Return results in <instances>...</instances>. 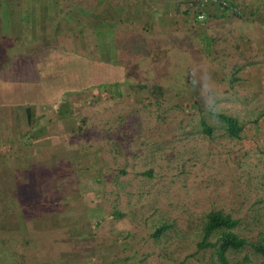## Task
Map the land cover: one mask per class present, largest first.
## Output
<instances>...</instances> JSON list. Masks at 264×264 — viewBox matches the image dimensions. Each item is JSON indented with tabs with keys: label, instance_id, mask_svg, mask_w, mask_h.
I'll use <instances>...</instances> for the list:
<instances>
[{
	"label": "rangeland",
	"instance_id": "rangeland-1",
	"mask_svg": "<svg viewBox=\"0 0 264 264\" xmlns=\"http://www.w3.org/2000/svg\"><path fill=\"white\" fill-rule=\"evenodd\" d=\"M101 29L100 36L108 37L106 26L102 25ZM212 45L210 43L206 48L212 52V58L201 48L193 49L194 55L189 58L179 56L171 49L154 51L155 56L150 58L102 56L85 58V62L80 58V62L75 59L69 67L61 66L66 79L59 80L52 74L42 78L40 84H5V97L25 101L20 106L22 109L15 111L12 124L21 131L28 130L22 111L27 106L31 108L33 118L54 106L58 110L60 105L61 114L67 117L64 122L43 118L32 120L30 124L35 127L28 133V141H34L27 145L23 156L21 184L17 188L22 199L18 211L21 233L25 232L24 226H32L34 231L30 259L26 260L25 254L18 252V264H140V260L144 264H160L154 253L156 250L147 246L151 241L147 234L152 232V224L160 219L174 221L176 232L183 237L174 239V244L169 247L174 253L173 260L199 264L189 255L195 250L191 231L198 226L203 212L222 208L235 217L251 216L258 204L256 200L264 198V190L261 191L264 180V80H260L261 84L258 80L252 81V75L245 76L242 70L247 72L254 65H264V57L242 60L237 56L234 72L228 74L218 69L217 64L222 58L214 54ZM140 49L133 48V53H139ZM156 60L163 61V66L152 65ZM86 61L91 62L89 66L93 72L87 73L82 67L87 65ZM54 68L52 64L51 70L48 69L50 74L60 71ZM68 71L78 72L80 82L74 81ZM231 79L238 85H234L235 92L230 87ZM192 87L206 101L217 99L221 109L237 113L238 108L241 110L239 101H246L258 111L256 124H246L241 137L232 144L207 141L203 147L209 159L191 168L187 179L182 181V169L173 170V164H167L170 155H181L185 150L183 142L172 144L171 151L167 147L170 155L163 157L161 167L151 165L154 177L149 180L141 175L146 168L143 160L148 157L149 150L145 145L144 151H138L141 139L135 136L144 133L134 130L132 118L127 119L128 133L124 130L115 132L122 134L121 142L124 135L131 136V142L123 144L125 156L121 152L117 154L113 144H107L100 136L97 121L102 117L114 120L119 114L126 115L125 109L132 103L131 99L135 102L156 98L176 102L187 96ZM4 107L6 111L13 105L0 103V113ZM244 114L251 118L250 114ZM239 115L240 119L245 117ZM85 117L88 118L87 126L79 133L77 122ZM47 125L62 129L54 134L50 128L43 130ZM12 138L11 144L18 145L21 150L25 147V140ZM9 139L7 134L6 145ZM187 148L183 154L188 153L192 158L193 153ZM26 198H31L32 211L23 208ZM29 211L32 215L27 218ZM136 230L142 231V238L135 241V249H131L126 237ZM245 230L247 236L253 238L264 231V227L252 224ZM24 245L21 239V249ZM133 250L137 254L132 255Z\"/></svg>",
	"mask_w": 264,
	"mask_h": 264
},
{
	"label": "crops",
	"instance_id": "crops-1",
	"mask_svg": "<svg viewBox=\"0 0 264 264\" xmlns=\"http://www.w3.org/2000/svg\"><path fill=\"white\" fill-rule=\"evenodd\" d=\"M192 1L0 0V103L13 105L11 111H5L4 107L0 113V142L3 138L0 143V264H18V252L25 254L26 260L30 259L34 230L32 226H24L22 229L25 232L21 233L18 211L22 199L17 188L21 184L23 156L27 145L34 141H28V133L35 127L30 124L32 120L43 118L50 122H64L67 118L61 114V105L58 110L54 106L34 118L31 108L27 106L22 111L28 130L21 131L12 124L16 118L15 111H20L25 101H12L5 97V84H40L42 78L52 74L59 80L62 77L66 79V72L61 71V66L69 67L75 59L80 62V58L81 62H85V58L102 56L150 58L151 55L155 56L154 51L163 49L176 50L179 56L189 58L194 55L193 49L198 48L205 50L206 55L212 58V52L206 50L210 43L214 44V54L222 58V62L217 64L218 69L228 74L234 72L237 56L242 60H247L246 57H264V0H227L241 7L239 14L232 15L211 7L203 23L195 19ZM102 25L106 26L105 34L108 37L100 36ZM242 43L244 47L240 45ZM135 47L143 50L133 53ZM90 63L86 61L87 65L82 66L87 73L94 71ZM52 64L54 69L60 71L50 74L48 69L51 70ZM163 64L159 60L152 62L154 66ZM242 72L246 73L245 76L251 74L252 81L258 80L259 84L260 80H264V65H254L247 72ZM67 74L80 82L78 72L68 71ZM223 81L227 82L226 79ZM231 81L230 84H236ZM49 113L52 114L50 118ZM50 125L43 130L50 128L55 134L62 129L56 130ZM7 134L10 137L8 145L5 144ZM12 137L20 138L18 141L25 140V147L21 150L18 145L11 144L14 142ZM24 201L23 208L28 207L32 211L31 198ZM31 211L27 218L32 215ZM21 239L25 243L22 249Z\"/></svg>",
	"mask_w": 264,
	"mask_h": 264
},
{
	"label": "trees",
	"instance_id": "trees-1",
	"mask_svg": "<svg viewBox=\"0 0 264 264\" xmlns=\"http://www.w3.org/2000/svg\"><path fill=\"white\" fill-rule=\"evenodd\" d=\"M234 85L238 87L237 84H231L232 90L235 88ZM189 89V94L179 98L180 100L176 102L165 99L157 100V98L144 100V102L142 100L135 102L131 99L132 103L125 109L127 110L126 115L119 114L114 120L108 116L98 120L96 126L102 131L98 132L107 144H113V150L117 154L121 152L125 156L123 144L131 142V136L124 135L125 138L123 137L124 140L121 142L119 137L122 134L115 132L124 130L128 133L126 131L129 122L127 119L132 118V127L136 128L134 130L144 133L141 136L133 135L141 139L137 146L138 151H144L145 145L149 150L148 157L143 160L146 168L141 174L149 180L154 177L151 165L161 167L163 157L166 154L170 155L171 152L166 151L167 147L171 151L172 144L183 142L184 151L188 147V152L193 153V157H189L188 153L183 154V151L181 155H170L171 160L167 162V164H173L175 167L171 168L173 170L182 169L180 175L183 181L191 174V168L196 167L200 161L209 159L206 158L209 155L205 153L206 149L204 150L203 147L207 141L232 144L241 137L246 124H256L255 117L258 111L246 101H239L241 110L238 108L237 113L230 109L224 110L219 107L217 99L206 101L195 87ZM251 101L252 104L254 98ZM245 112L250 114L251 118H248ZM239 113L245 117L240 119ZM87 119L85 117L77 122L79 133L87 126ZM190 162L194 163L190 164ZM261 184V191H263L264 180ZM256 203L258 204L251 211V216L245 218L235 217L222 208L203 212L204 215L198 226L191 231V236L195 241V250L189 257L195 258L199 264H264V231L259 232L258 236L253 238H249L245 233V229L252 224L264 227V221H262L264 219V198H258ZM118 215L123 217L120 213ZM190 221L188 226L191 224ZM141 233L142 231L139 233L136 230L134 233L127 234L126 241L131 249H135V241L142 238ZM180 234L175 230L174 221L160 219L152 224V232L147 234L151 241L147 243V246L156 250L154 253L160 264H184V261L173 260L174 253L169 250V247L174 244V239L183 238ZM135 254L137 252L133 250L132 255ZM139 263L144 264L145 262L140 260Z\"/></svg>",
	"mask_w": 264,
	"mask_h": 264
},
{
	"label": "built area",
	"instance_id": "built-area-1",
	"mask_svg": "<svg viewBox=\"0 0 264 264\" xmlns=\"http://www.w3.org/2000/svg\"><path fill=\"white\" fill-rule=\"evenodd\" d=\"M192 6L195 8V19L203 23L207 20L211 7L217 8L220 12H228L232 15L240 13L241 7L230 3L227 0H193Z\"/></svg>",
	"mask_w": 264,
	"mask_h": 264
}]
</instances>
